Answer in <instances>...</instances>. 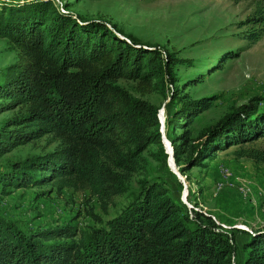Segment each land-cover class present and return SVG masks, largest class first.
<instances>
[{
    "label": "trees",
    "instance_id": "obj_1",
    "mask_svg": "<svg viewBox=\"0 0 264 264\" xmlns=\"http://www.w3.org/2000/svg\"><path fill=\"white\" fill-rule=\"evenodd\" d=\"M0 37L16 52L2 69L0 107L24 106L0 128V154L48 133L57 142L0 171L2 191L47 181L87 187L102 210L124 192L160 133L157 107L118 78L163 96L170 86L164 125L181 129L169 137L179 171L206 165L232 145L234 157L264 165V95L232 107L193 143L187 126L213 97L180 93L172 71L180 59L162 45L140 42L103 18L60 10L53 0L2 3ZM241 247V264H264V228L246 233ZM236 248L233 232L199 209L189 216L160 177L141 180L118 213L87 231L64 222L26 233L0 216V264H230Z\"/></svg>",
    "mask_w": 264,
    "mask_h": 264
},
{
    "label": "rangeland",
    "instance_id": "obj_2",
    "mask_svg": "<svg viewBox=\"0 0 264 264\" xmlns=\"http://www.w3.org/2000/svg\"><path fill=\"white\" fill-rule=\"evenodd\" d=\"M14 1L0 0V5ZM53 1L60 10L68 9L87 19L103 18L140 42L159 44L174 52L175 57L180 59L172 68L180 93H186L191 98L203 95L213 97L210 106L197 113L187 126L193 143H196L197 135L205 127L232 107L253 95H264V0ZM15 55L16 52L8 46L7 40L0 37V80L3 67L13 62ZM116 82L132 95L155 105L157 119L160 112L164 119L168 108L171 109L165 104L170 88L167 84L166 96H163L156 89L143 88L133 79L118 78ZM4 101L0 99V103ZM23 110L24 106L20 104L0 107V128L5 121L17 117ZM162 131L169 141V137L173 133H180L181 129L167 127L163 121ZM56 144L49 133L17 144L0 154V171L7 170L11 163L26 156L52 150ZM234 147L232 145L220 154L215 153L212 161L207 160L206 165L190 166L183 172L178 170L172 156L175 170L184 176L185 181H181L167 165V153L160 137L159 142L148 144L141 152L142 168L129 175L126 190L112 195L105 210L100 208L96 197L87 187H57L55 182L47 181L26 187L7 188L5 191L0 188V216L14 221L26 233L64 222L73 224L77 231H87L93 226H104L109 218L118 213L137 193L141 180L156 177L166 182L171 197L185 209L187 205L181 200L182 193L186 202L195 209L209 213L196 191L202 189L200 183L210 164L215 165L217 178H221V172L226 175L225 178L230 177V174L232 176L235 166L249 159L234 157L231 153ZM169 164L172 166L171 162ZM256 164H259L257 169H264L263 164ZM220 167L225 169L220 172ZM216 179L213 181L214 187ZM246 180L243 176L233 177L242 198L240 203H235L236 207L233 206V211L236 209L235 217L223 214L222 220L218 221L209 213L220 226L221 223L225 224L223 229L233 232L237 248L230 256V264H241L245 252L241 243L246 233L264 228V187L256 202V215L253 211L251 216L242 215L244 206L240 204L246 203L245 198L249 197L250 190L240 183ZM219 189L213 197L218 195ZM235 224L242 226L237 227Z\"/></svg>",
    "mask_w": 264,
    "mask_h": 264
},
{
    "label": "crops",
    "instance_id": "obj_3",
    "mask_svg": "<svg viewBox=\"0 0 264 264\" xmlns=\"http://www.w3.org/2000/svg\"><path fill=\"white\" fill-rule=\"evenodd\" d=\"M224 150L226 149L219 150L216 152V154H220L219 152ZM256 166L259 167V164L247 159L243 163H239L237 166H235V169L232 170L233 177L236 175L243 176L245 180L247 179V190H250L249 197L245 198V200H247L245 201V204H240V206H244V210L242 211V209H240V211L244 212L242 215L245 217L250 215L251 211H253V214L256 215V202L259 200L258 198L261 196V191L264 187V169L259 170ZM207 171V174L203 177L200 183V186L203 187L201 190H197L196 193L205 203L206 207L208 208L207 211L213 214L216 220H222L221 217L223 214L234 216L236 209L233 211V206L236 207L237 205L235 203H240L242 199L240 193L238 192L239 190H237L239 188L238 183L233 181V177L230 174V177H225V179H222L223 184L221 187H219V193L216 197H213L214 192L218 190H216L213 186V181L218 177V174L214 164H210ZM217 180H219V178H217L216 181ZM249 199L250 201L248 202Z\"/></svg>",
    "mask_w": 264,
    "mask_h": 264
},
{
    "label": "water",
    "instance_id": "obj_4",
    "mask_svg": "<svg viewBox=\"0 0 264 264\" xmlns=\"http://www.w3.org/2000/svg\"><path fill=\"white\" fill-rule=\"evenodd\" d=\"M158 121H159V124H160L159 131L161 133V135H160L161 141H162L163 145H165L166 149L168 150L167 160H166L167 161V165L170 167L171 170H173L178 175V177L181 179V181H183L181 175L178 173V171L175 170L173 159H172V148H171V145L169 144V141L165 138L164 134L162 133V128H163V115H162V112H160L158 114ZM169 162H171L172 166H170ZM184 187H185V185H184ZM183 197H184V194L182 193V198Z\"/></svg>",
    "mask_w": 264,
    "mask_h": 264
},
{
    "label": "built area",
    "instance_id": "obj_5",
    "mask_svg": "<svg viewBox=\"0 0 264 264\" xmlns=\"http://www.w3.org/2000/svg\"><path fill=\"white\" fill-rule=\"evenodd\" d=\"M54 2H55V1H54ZM61 10H62V9H61ZM163 121H164V119H163ZM162 133H163V131H162ZM163 134H164V133H163ZM163 147H164L165 153L168 154V150L166 149L165 145H163ZM224 169H225L224 167H220V172L223 171ZM221 173H222L221 176H220L221 178H219V180H217V184H216V186H215V189H216V190L219 189V187H221V185L223 184L222 179H225V178H223V177L226 176L223 172H221ZM181 177H182V179L184 180V176L181 175ZM240 184H241L242 187H244V188H245V186H247V185H245V184H246V181H244V183H240ZM263 197H264V194H263ZM181 200H182V202H183L184 204L187 205L186 212H187L188 215L190 216V215H191V208L195 209V207H193V206L190 205L188 202H186L185 198H184V197L182 198V196H181ZM235 225H236L237 227L242 226L241 224H240V225L235 224ZM221 227H225V224L221 223Z\"/></svg>",
    "mask_w": 264,
    "mask_h": 264
},
{
    "label": "bare ground",
    "instance_id": "obj_6",
    "mask_svg": "<svg viewBox=\"0 0 264 264\" xmlns=\"http://www.w3.org/2000/svg\"><path fill=\"white\" fill-rule=\"evenodd\" d=\"M185 181V180H184Z\"/></svg>",
    "mask_w": 264,
    "mask_h": 264
}]
</instances>
